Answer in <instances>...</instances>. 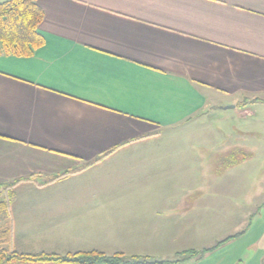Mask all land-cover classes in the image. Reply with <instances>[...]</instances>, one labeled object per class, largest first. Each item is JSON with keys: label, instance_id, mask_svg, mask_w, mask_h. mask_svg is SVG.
Wrapping results in <instances>:
<instances>
[{"label": "crops", "instance_id": "obj_1", "mask_svg": "<svg viewBox=\"0 0 264 264\" xmlns=\"http://www.w3.org/2000/svg\"><path fill=\"white\" fill-rule=\"evenodd\" d=\"M37 3L43 44L0 54L11 248L137 254L196 236L214 201L189 185L212 151L177 142L201 140L216 108L262 122L264 0Z\"/></svg>", "mask_w": 264, "mask_h": 264}, {"label": "rangeland", "instance_id": "obj_2", "mask_svg": "<svg viewBox=\"0 0 264 264\" xmlns=\"http://www.w3.org/2000/svg\"><path fill=\"white\" fill-rule=\"evenodd\" d=\"M214 110L208 116L202 115L197 123L195 132L199 136L202 134L201 140L177 142L212 151L207 153L213 168L211 176L210 171L207 177L196 171L192 177L194 183L189 185L200 191L201 183L208 182V197L214 201L210 224L205 229L199 226L196 236H180L172 245L137 254L170 260L185 250H207L202 256L199 254L180 264H253L264 255V118L261 117L262 122L251 115L238 119L232 110ZM237 127L263 135L238 134ZM154 144L150 142L144 146ZM170 177L164 181H174L173 175ZM189 180L191 182V178ZM6 190L0 189V200L7 195L9 189ZM4 221L1 215L0 225ZM75 232L62 235V239L69 240L66 237L75 236ZM77 236L85 235L79 233ZM101 238L103 242L106 239ZM116 238L119 234L114 236Z\"/></svg>", "mask_w": 264, "mask_h": 264}, {"label": "trees", "instance_id": "obj_3", "mask_svg": "<svg viewBox=\"0 0 264 264\" xmlns=\"http://www.w3.org/2000/svg\"><path fill=\"white\" fill-rule=\"evenodd\" d=\"M43 10L37 0L0 1V54L31 56L43 44L39 25ZM65 173L61 174L64 175ZM11 187V186H9ZM8 190V187L6 188ZM11 189L0 200V216L5 221L0 225V264H26L30 262H52L53 264H180L203 255L207 250H185L174 259H158L149 255L123 252L105 253L99 250L56 252H21L11 248L12 223L9 219Z\"/></svg>", "mask_w": 264, "mask_h": 264}]
</instances>
